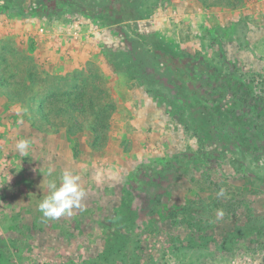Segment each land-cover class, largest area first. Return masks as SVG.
I'll use <instances>...</instances> for the list:
<instances>
[{
    "label": "rangeland",
    "instance_id": "obj_1",
    "mask_svg": "<svg viewBox=\"0 0 264 264\" xmlns=\"http://www.w3.org/2000/svg\"><path fill=\"white\" fill-rule=\"evenodd\" d=\"M0 77V264H264V0H0ZM84 83L76 134L9 97Z\"/></svg>",
    "mask_w": 264,
    "mask_h": 264
},
{
    "label": "trees",
    "instance_id": "obj_2",
    "mask_svg": "<svg viewBox=\"0 0 264 264\" xmlns=\"http://www.w3.org/2000/svg\"><path fill=\"white\" fill-rule=\"evenodd\" d=\"M202 2H207V3H212V4H218L221 5L223 3H226V1L228 0H201ZM6 81L2 79V77H0V87L1 89L5 88L7 89L8 87L6 86ZM76 88L79 90L74 98V101L72 100H64L62 99L63 96L61 95L62 92L59 95L58 93H52V90H48V96L45 95H40L39 93H35V92H30V94L28 95L27 93L25 94V92L22 91H17L15 93V97H12L11 95H9L10 99H16L17 101L21 102L25 107H27L30 111H31V122L34 126L37 127V129L39 130H47L48 131H54L61 127V125L63 124V120H69L70 122V127L74 124V122L76 121V123H78V118L79 117H84L85 113H86V105L87 103H85L86 101H82L83 99H85L87 97V95L89 94V88L87 83H84L81 86H76ZM82 90H84L83 92H81ZM83 98V99H82ZM88 99V98H87ZM81 100V102H80ZM90 101V107L91 108H95V104L92 100ZM95 110V109H94ZM94 115V113H93ZM100 119V118H99ZM102 119V118H101ZM58 120L59 126H54ZM53 121V122H52ZM40 122V123H38ZM82 122H84V120H82ZM81 124H76L77 126H73L74 128H67V131L72 133V134H76L79 130L83 129V127L81 128ZM101 120L95 121L94 124H91V128L93 131H97V126L100 125ZM46 126L47 129H44L43 127ZM54 128V129H53ZM53 129V130H52ZM108 256V255H107ZM124 254H121V252L117 253H112L111 257L108 256L107 258L109 259V261L111 259L115 260V259H123ZM110 257V258H109Z\"/></svg>",
    "mask_w": 264,
    "mask_h": 264
},
{
    "label": "clouds",
    "instance_id": "obj_3",
    "mask_svg": "<svg viewBox=\"0 0 264 264\" xmlns=\"http://www.w3.org/2000/svg\"><path fill=\"white\" fill-rule=\"evenodd\" d=\"M29 139L21 138L17 141L15 148L21 155H27L30 150ZM53 169L49 168L47 175L52 176ZM49 194L39 203V211L44 217L58 219L62 215H72L74 208L81 207V200L85 196V190L80 184V177L71 170H64L61 174L59 185L55 180L48 184ZM223 195V190L219 193ZM224 215L223 210H218L217 219Z\"/></svg>",
    "mask_w": 264,
    "mask_h": 264
}]
</instances>
